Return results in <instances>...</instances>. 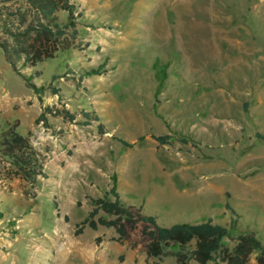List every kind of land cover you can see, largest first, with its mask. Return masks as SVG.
Instances as JSON below:
<instances>
[{
  "label": "rangeland",
  "instance_id": "obj_1",
  "mask_svg": "<svg viewBox=\"0 0 264 264\" xmlns=\"http://www.w3.org/2000/svg\"><path fill=\"white\" fill-rule=\"evenodd\" d=\"M75 3L74 47L25 70L31 86L0 50V125L31 138L47 176L32 189L0 161V264H179L175 246L149 257L140 216L211 220L231 250L241 235L264 244V0ZM114 185L136 222L123 241L83 226Z\"/></svg>",
  "mask_w": 264,
  "mask_h": 264
},
{
  "label": "trees",
  "instance_id": "obj_2",
  "mask_svg": "<svg viewBox=\"0 0 264 264\" xmlns=\"http://www.w3.org/2000/svg\"><path fill=\"white\" fill-rule=\"evenodd\" d=\"M61 13L67 15V20L60 18ZM82 16L75 0H0V50L6 62L31 86L25 70L37 68L56 58L60 52L71 50L79 35L77 20ZM36 75L39 77L41 72L37 71ZM46 112L52 113L53 110L47 108ZM84 113L89 122L100 123L102 135L107 133L96 112ZM45 115L43 113L38 121L46 119ZM55 115L71 121L76 119V116L64 110H58ZM18 128V124L8 129L0 125V161L5 162L1 174L3 179H19L32 189H38L40 178H47L45 164L31 138L19 133ZM154 139L167 145L170 137ZM120 142L127 147L135 145L122 140ZM92 203L94 208L83 226L94 230L99 226L116 228L120 235L119 241H123L127 237L123 222L132 225L136 222L130 208L122 202L117 186L114 185L103 198L94 199ZM101 212L115 219L100 218L94 221ZM140 218L152 228L145 231L151 239L148 246L151 258L163 259L167 255L166 249L175 246L179 248L175 253L179 264H190L192 261L196 264H210L216 256L226 264H249L254 254H258V264H264V244L254 235L239 236L231 250L224 245L230 237L229 229L211 220L197 225L178 224L165 228L158 225L154 217Z\"/></svg>",
  "mask_w": 264,
  "mask_h": 264
}]
</instances>
